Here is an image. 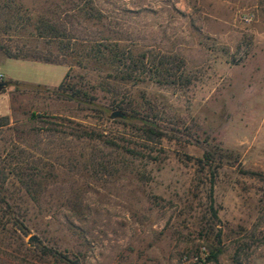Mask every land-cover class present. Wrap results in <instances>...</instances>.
Returning <instances> with one entry per match:
<instances>
[{"label":"rangeland","instance_id":"1","mask_svg":"<svg viewBox=\"0 0 264 264\" xmlns=\"http://www.w3.org/2000/svg\"><path fill=\"white\" fill-rule=\"evenodd\" d=\"M0 82V264H264V0H0Z\"/></svg>","mask_w":264,"mask_h":264},{"label":"trees","instance_id":"2","mask_svg":"<svg viewBox=\"0 0 264 264\" xmlns=\"http://www.w3.org/2000/svg\"><path fill=\"white\" fill-rule=\"evenodd\" d=\"M35 26H36L35 28L37 30V36H39L41 38H48L50 40H54V39L66 36L65 29L62 30L55 23H52L47 19L39 18L38 23ZM103 49H107V55H104L105 54L104 50L102 51V50L98 49V51L97 50H95V51L101 56L102 59L108 60L111 64H118L119 59L122 56V53L119 51L118 45L113 44L109 48L107 46H104ZM5 51L8 53L9 56H17L18 55L16 53L11 54V52L8 50H5ZM157 81L160 82L159 79H157ZM67 95L70 98H76L75 96H78V95L80 96V94H78L77 92L67 94ZM34 115H36V114H34ZM0 125H3V123H1V121H0ZM206 159L208 160L207 156H206ZM213 175H214V172H212V174H211L209 197H210V201H211V203H210L211 207L213 209V212L215 213V210L212 206V202H213V197H212ZM47 251H50L53 255L60 257V259H63L64 261L68 262L69 264H79L77 260L68 257L66 254H61V252H58V251L53 250L51 248H47ZM216 255H217V251H211L210 252V256L212 258H216Z\"/></svg>","mask_w":264,"mask_h":264},{"label":"water","instance_id":"3","mask_svg":"<svg viewBox=\"0 0 264 264\" xmlns=\"http://www.w3.org/2000/svg\"><path fill=\"white\" fill-rule=\"evenodd\" d=\"M2 85H3V83H1L0 82V88L2 87ZM120 114H119V112H117V111H115V112H113L112 114H111V116H113V117H116V116H119ZM32 238H34V236H32Z\"/></svg>","mask_w":264,"mask_h":264},{"label":"built area","instance_id":"4","mask_svg":"<svg viewBox=\"0 0 264 264\" xmlns=\"http://www.w3.org/2000/svg\"><path fill=\"white\" fill-rule=\"evenodd\" d=\"M188 263V261L186 260V259H181L180 261H178V263L177 264H187Z\"/></svg>","mask_w":264,"mask_h":264}]
</instances>
